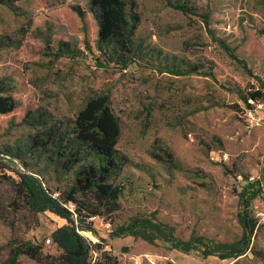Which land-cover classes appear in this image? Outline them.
Masks as SVG:
<instances>
[{
    "label": "rangeland",
    "instance_id": "1",
    "mask_svg": "<svg viewBox=\"0 0 264 264\" xmlns=\"http://www.w3.org/2000/svg\"><path fill=\"white\" fill-rule=\"evenodd\" d=\"M178 1L194 12L163 0H136L135 50L114 56L97 46L88 0L0 5V82L17 104L14 115L0 117L5 172L26 170L54 191L69 188L85 160L80 153L67 164L70 152L60 140L70 141L75 114L88 96L107 94L121 128L115 147L124 160L114 176L122 185L120 207L89 221L116 264H264V100L252 105L257 123L251 125L239 97L264 88V0ZM72 6L83 10L82 18ZM59 42L72 51L60 55ZM47 127L56 138L43 135ZM211 152H226L228 159L213 161ZM248 176L256 178L252 187L261 188L249 201L240 196L251 186ZM1 181L6 203L12 187ZM244 209L259 225L252 252L222 259L219 247L242 237ZM12 219V229L0 220V264H10L16 237L57 252L50 233L65 220L24 209L11 210ZM136 219L153 221L150 240L110 238L117 226ZM193 236L217 251L204 255L195 241L187 252L174 247L175 240ZM16 264L38 263L20 255Z\"/></svg>",
    "mask_w": 264,
    "mask_h": 264
},
{
    "label": "trees",
    "instance_id": "2",
    "mask_svg": "<svg viewBox=\"0 0 264 264\" xmlns=\"http://www.w3.org/2000/svg\"><path fill=\"white\" fill-rule=\"evenodd\" d=\"M16 1L18 0H0V5L11 6ZM163 1L174 9L194 12L193 8L184 2ZM88 7L97 20L99 49L105 47L107 53L112 56L118 53L121 55L123 52L132 54L135 50L133 37L140 21L136 0H88ZM72 8L81 18L83 17V10L79 6ZM222 45L230 53L231 49L224 43ZM71 51L67 42H59L60 55ZM233 57L236 58L234 55ZM239 97L246 108H252L255 102L264 100V88H253L246 93H240ZM16 111L15 98L7 91L3 82H0V117L14 115ZM120 132V122L110 107L108 95L98 93L88 96L75 114L70 141L60 138L62 140L59 147H68L70 152L71 158L67 159V164L77 161L80 153H83L85 160L77 170L71 186L62 191L48 188L39 176L26 170H14V175L6 174L7 164L4 162L6 154L0 152V181L6 180L12 187V195L8 197L6 203L0 200V220L11 229L14 228L15 220H9V215L11 210L16 212L19 209H24L30 215L48 211L65 220L64 224L50 233L51 244L56 248V253L45 251L42 243H33L16 237L10 248V264H16L20 255H25L38 264L117 263L116 256L105 248V240L96 235L89 219L110 215L120 207L122 185L114 180L124 160L115 147ZM57 133L53 127H47L43 135L54 139ZM41 142L46 144L45 140ZM67 164L64 163L65 166ZM246 185L251 186L242 189L241 198L246 197L249 201L260 195L259 185L252 187L254 185L250 182ZM239 222L242 226V237L237 242L222 244L219 247L223 253H217L222 259L252 252L250 239L259 226L258 220L244 209L239 214ZM152 227L155 226L151 219H136L129 224L117 226L110 233V238L132 235L150 240L146 232ZM81 230L96 235L98 241H91L81 233ZM190 241L200 243L204 255L217 251L215 247L202 240L198 241L194 236L188 241L175 240L174 247L187 252L193 248Z\"/></svg>",
    "mask_w": 264,
    "mask_h": 264
},
{
    "label": "built area",
    "instance_id": "3",
    "mask_svg": "<svg viewBox=\"0 0 264 264\" xmlns=\"http://www.w3.org/2000/svg\"><path fill=\"white\" fill-rule=\"evenodd\" d=\"M262 103H260V102H258L257 104H256V107L257 108H260V107H262ZM255 108V107H254ZM255 109H251V108H249V109H247V111H246V115L248 116V121H249V123L251 124V125H253V124H256L257 122H256V120H255V118H254V116H253V111H254ZM209 158L211 159V160H213V161H219V162H225L227 159H228V154L226 153V152H217V153H215V152H211L210 154H209ZM255 177L254 176H248L247 178H246V180H245V182L247 183V182H250V183H253L254 181H255ZM261 189V188H260ZM263 194H264V192H263ZM109 223L107 222V223H105V227L106 228H108L109 227ZM47 241V243L49 242V240H46Z\"/></svg>",
    "mask_w": 264,
    "mask_h": 264
},
{
    "label": "bare ground",
    "instance_id": "4",
    "mask_svg": "<svg viewBox=\"0 0 264 264\" xmlns=\"http://www.w3.org/2000/svg\"><path fill=\"white\" fill-rule=\"evenodd\" d=\"M83 233H85V234H88L89 236H92L91 234H89L88 232H86V231H83Z\"/></svg>",
    "mask_w": 264,
    "mask_h": 264
}]
</instances>
